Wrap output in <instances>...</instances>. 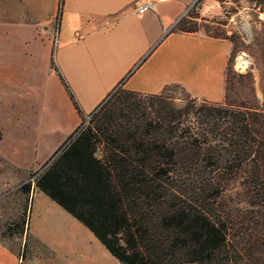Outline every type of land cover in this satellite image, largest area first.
Here are the masks:
<instances>
[{
	"label": "trees",
	"instance_id": "16d2710c",
	"mask_svg": "<svg viewBox=\"0 0 264 264\" xmlns=\"http://www.w3.org/2000/svg\"><path fill=\"white\" fill-rule=\"evenodd\" d=\"M198 17L171 30L197 31ZM232 49L221 101L177 104L168 91L178 84L142 93L120 83L36 176L35 187L120 264H264V103L230 93ZM31 188L19 186L23 207ZM24 221L22 210L11 234L22 235Z\"/></svg>",
	"mask_w": 264,
	"mask_h": 264
},
{
	"label": "rangeland",
	"instance_id": "374dc122",
	"mask_svg": "<svg viewBox=\"0 0 264 264\" xmlns=\"http://www.w3.org/2000/svg\"><path fill=\"white\" fill-rule=\"evenodd\" d=\"M202 1L195 0L181 17L190 20V15L198 12L199 30L204 31L205 26L211 34L234 39L230 67L235 76L230 93L237 101L264 103V0H217L221 13L212 18L200 15L197 5ZM54 4V0H46L43 7L35 0H0V18L8 22L15 13L19 18L31 14V19L43 16L51 20ZM57 26L54 20L45 28L36 26L41 35L45 34L51 55ZM6 33V27H0L1 44H10L12 36H17ZM13 47L15 70H0V240L20 254L19 264H120L85 226L46 195L36 194V176L90 116L86 114L74 128L77 114L59 87L53 63L45 79L35 74L27 81L24 78L32 68L22 64L23 48ZM43 53L44 49L42 59ZM241 74L250 75V79ZM168 93L177 104L194 97L180 84ZM27 181L32 188L29 205L23 207L24 195L18 189ZM22 210L25 231L11 234L13 221Z\"/></svg>",
	"mask_w": 264,
	"mask_h": 264
},
{
	"label": "crops",
	"instance_id": "0c3cea01",
	"mask_svg": "<svg viewBox=\"0 0 264 264\" xmlns=\"http://www.w3.org/2000/svg\"><path fill=\"white\" fill-rule=\"evenodd\" d=\"M54 1L51 20L43 16L31 19V14L19 18L15 13L8 22L0 18L6 35L9 31L11 36L17 33L10 44L0 43V70H15L14 44L15 48H23L22 64L32 68L24 78L27 81L35 74L45 79L52 62L59 87L69 98L62 77L81 110L80 113L73 106L77 114L74 128L120 83L142 93H159L165 85L176 83L194 97L222 100L231 42L202 30H171L194 0H154L153 9L142 13L137 12V7L143 0H63L57 43L51 55L46 49L45 34L41 35L36 26L45 28L53 22L58 4V0ZM35 2L43 7L46 0ZM197 8L204 17H218L221 13L217 0H203ZM0 264H19L16 252L2 240Z\"/></svg>",
	"mask_w": 264,
	"mask_h": 264
},
{
	"label": "built area",
	"instance_id": "2783aa9c",
	"mask_svg": "<svg viewBox=\"0 0 264 264\" xmlns=\"http://www.w3.org/2000/svg\"><path fill=\"white\" fill-rule=\"evenodd\" d=\"M195 1V0H194ZM193 1V3H194ZM153 2L154 0H143V2L138 5L137 7V12L139 13H142L144 11H147V10H150V9H153ZM184 14V13H183ZM181 17H179L175 22H174V25L177 23V21L180 19ZM173 27V26H172ZM170 28L166 29L165 31L167 32ZM54 41L55 43H57V31H56V35H55V38H54Z\"/></svg>",
	"mask_w": 264,
	"mask_h": 264
},
{
	"label": "bare ground",
	"instance_id": "6f19581e",
	"mask_svg": "<svg viewBox=\"0 0 264 264\" xmlns=\"http://www.w3.org/2000/svg\"><path fill=\"white\" fill-rule=\"evenodd\" d=\"M238 62L241 63V59H239Z\"/></svg>",
	"mask_w": 264,
	"mask_h": 264
},
{
	"label": "water",
	"instance_id": "95a60500",
	"mask_svg": "<svg viewBox=\"0 0 264 264\" xmlns=\"http://www.w3.org/2000/svg\"><path fill=\"white\" fill-rule=\"evenodd\" d=\"M36 191H37V192H40V190H39V189H36Z\"/></svg>",
	"mask_w": 264,
	"mask_h": 264
}]
</instances>
